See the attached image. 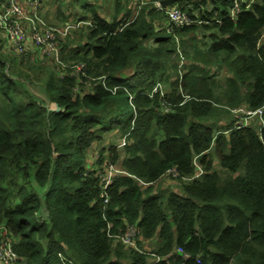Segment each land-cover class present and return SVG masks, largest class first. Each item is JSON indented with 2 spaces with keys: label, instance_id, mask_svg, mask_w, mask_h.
<instances>
[{
  "label": "trees",
  "instance_id": "obj_1",
  "mask_svg": "<svg viewBox=\"0 0 264 264\" xmlns=\"http://www.w3.org/2000/svg\"><path fill=\"white\" fill-rule=\"evenodd\" d=\"M233 1H178L208 23L177 29V37L202 30L212 42L182 52L191 64L173 78L167 70L176 68L178 49L172 35L160 34L155 8L131 20L132 6L122 13L124 1L116 0L105 18L85 0L89 11L66 20L86 30L61 45L68 67L47 66L45 99L59 111L7 72L0 55V227L21 264H264V128L233 130V121L216 130L212 122L228 108L264 106V47L257 48L264 0L235 22L217 23ZM134 4L137 10L140 1ZM80 63L85 75L76 77L69 66ZM220 63L231 73L225 86L210 71ZM161 81L168 89L153 94ZM107 137L89 165L93 145ZM109 163L125 173L113 176L105 203L96 174ZM172 168L181 188H156ZM109 223L114 235L136 226L143 240L158 234L161 242L150 255L115 245Z\"/></svg>",
  "mask_w": 264,
  "mask_h": 264
},
{
  "label": "built area",
  "instance_id": "obj_2",
  "mask_svg": "<svg viewBox=\"0 0 264 264\" xmlns=\"http://www.w3.org/2000/svg\"><path fill=\"white\" fill-rule=\"evenodd\" d=\"M140 4L135 11V15L131 16V20L138 16L141 8L145 6H152L155 11L165 16L166 24L165 30L168 35H172L174 42L177 45L179 55V69L181 70L184 64V56L180 50V38L176 36L175 31L177 29L191 27L193 25H203L208 23L207 17L202 18L197 15V19L193 18L187 10L182 9L177 5H172L167 8L163 7L160 1L153 0H139ZM261 0H234L232 6L228 9L224 19L216 20L217 23L222 24L225 20H231L233 22L238 20L241 13L252 10L254 4ZM47 3V0H0V32L9 42L12 51L16 55H22L30 50L31 62L35 63L39 61L36 59L39 54L40 58L46 59L50 63H53L63 68L68 67L61 59V47L62 41H65L75 30L79 28L81 23H74L71 20L65 21L59 25H51L41 16V10ZM191 5V4H190ZM192 8V7H190ZM206 11L208 13H214L213 6L210 4L207 6ZM153 44V41H151ZM264 47V32L258 40L257 48ZM72 75L79 77L84 76L86 71V65L83 63L70 65ZM166 91L165 85L159 82L153 88V94L160 92L163 94ZM165 109L169 108L165 106ZM236 110H242L246 115L244 123L234 124L233 130H238L244 127L256 128L260 131L264 128V106L259 109L252 110L248 105L243 104ZM233 112L234 109L228 108ZM257 118V121L253 122V119ZM227 133V132H226ZM125 145V140H122L119 147ZM111 163L104 166L103 171L98 172L96 177L99 176L102 180L101 197L105 198V203H108L109 198L106 195L107 188L113 180V176L118 173H125L117 167H113ZM202 171L199 169L198 175ZM197 175V176H198ZM165 177H172L174 179L181 178L176 168H172L167 171ZM112 224H108L107 232L110 237L114 239V242L123 245L126 249H133L137 252L144 253L142 243L144 240L140 235V232L136 226H127L124 233L113 234L110 232ZM176 253L180 254L184 260L190 259V255L183 251L181 248L176 249ZM60 257L64 259L61 255ZM160 259V258H159ZM64 261V260H63ZM155 261V260H154ZM153 261V262H154ZM153 262L151 264H153ZM0 264H21L20 257L15 252L13 242L8 230L4 227H0Z\"/></svg>",
  "mask_w": 264,
  "mask_h": 264
},
{
  "label": "rangeland",
  "instance_id": "obj_3",
  "mask_svg": "<svg viewBox=\"0 0 264 264\" xmlns=\"http://www.w3.org/2000/svg\"><path fill=\"white\" fill-rule=\"evenodd\" d=\"M70 1L73 2L72 7L68 3H66L65 1L63 3V1L60 0L59 5L61 6L63 4V6L61 9H59L57 11V9H58V7H56V5H57L56 3H58L57 0H47V3L43 6V8L41 10L42 18L44 20H46L51 25H59V24L65 22L66 20H68L70 17L73 19H77L76 16L75 17L73 16V12H77L79 14H82L86 10L89 11L86 7L83 6V3L85 2V0H70ZM89 1H91V0H89ZM123 1L124 2H123L122 7H123L124 11H122V13L128 11V10L126 11L127 7L130 8V6H132V8H133L134 7V1H136V0H123ZM93 2H95L92 4L94 6H91V7L98 10L99 12H101L102 13L101 15L104 16L105 18L110 17L115 13L116 0H93ZM182 4H183V2H178V3L176 2L174 5H177L183 9L184 7L180 6ZM134 15H135L134 11L132 10L131 16H134ZM161 18L162 19L157 20L156 24H157L158 30H162L160 34H163L165 37L167 34L165 27H164L166 24V20H165L164 15H161ZM80 30H82V29H78V30L74 31L66 40L72 41V39L79 40V39L83 38L85 36V34H83V35L77 34ZM82 31H86V30H82ZM2 36L3 35L0 32V55L5 57L4 59L7 62L8 66L10 67V68H7V72L10 73L11 70L13 69L12 71L15 74L19 73L21 75L19 78H21L24 81V83L26 85L25 87L28 90H30L32 93H34V95L39 100L43 99L46 101V99H45L46 95L44 92H45V83H46L47 78H48L47 66L54 68V67H56V65L49 63V65L45 66V65H43L42 62H38V61L35 63H32L30 60L32 50H30V51H28L22 55H16L12 51V49L9 48L6 39L3 38L4 36L3 37ZM178 36L179 37L177 40H179V38H180V47H181L180 50L184 54H187L189 51H192L193 47H205V49H206L209 46V44L212 42L211 41V32H203L202 30H200L198 32L191 33V34H184V35H178ZM65 41L61 42L60 47H61L62 43H64ZM146 45L150 46V48H151L152 47L151 41H150V43H147ZM171 58H172L171 65H176V68L169 67V69L167 70V76H171L174 78V76L176 74V70L178 69V71H179V68L177 66L179 58L176 56L175 53L171 56ZM36 59L47 62L46 59L40 58L39 54L37 55ZM188 62H191V58L190 57L188 58L186 56V62L181 67L183 73H184V70H186V72H187V69L189 68V66L191 64V63L188 64ZM55 69L57 70V67ZM210 71H213L217 74L218 80L221 82V84L219 83L221 86H225L226 85L225 78L229 75L231 76V73H230L228 67L223 63H220L219 65H216V66H212L210 68ZM173 78H171V80H173ZM161 82L165 85V89H168V87H169L168 82L167 81H161ZM21 84H23V83H21ZM88 85H89L88 83L83 84V86H85V88H88L89 87ZM21 87L23 88V90L26 91L24 85ZM76 93L80 94V93H84V91H81V88L78 86ZM46 108L51 112L53 110H56L55 104H49L48 102L46 104ZM212 120H213L212 122L215 124L214 128L217 126L216 125L217 122H219V128L223 129L224 127H228L233 121H234L233 125L234 124L236 125L238 123H244L246 120V115L244 114V112L242 110L234 109L233 112L229 111V113H226V114L221 113L218 116L217 120H214V119H212ZM255 121H257V118L253 119V122H255ZM244 124L248 125L247 123H244ZM110 138H111L110 141H114V143H116L117 138H114V136H111ZM106 141L107 142L109 141L108 137H107V140L105 139L102 142H98V143H95L93 145L91 153H88L89 158H88L87 163L89 165L92 164L93 158H95V160H97L96 157H98L99 150H101L103 147L109 146V143L107 144ZM115 167H117V166H115ZM214 167L217 170H222L219 164L214 166ZM156 188L163 189V190H174V191L176 190L177 191L181 187H180V182L178 179H174L172 177H166V178L161 179L156 184ZM174 191H168V192H174ZM160 242H161V240H160V236L158 234L153 239L144 240V242L141 244L142 248L144 250V253H140V252L139 253L145 254V255L152 254L151 251H153L155 249V247ZM114 244L117 245V243H115V242H114ZM63 260L64 259H62V261Z\"/></svg>",
  "mask_w": 264,
  "mask_h": 264
},
{
  "label": "water",
  "instance_id": "obj_4",
  "mask_svg": "<svg viewBox=\"0 0 264 264\" xmlns=\"http://www.w3.org/2000/svg\"><path fill=\"white\" fill-rule=\"evenodd\" d=\"M178 1H180V0H163V1H161V4L163 7L167 8L169 6L174 5ZM55 108H56V110H53V111H59V107L57 105H55Z\"/></svg>",
  "mask_w": 264,
  "mask_h": 264
},
{
  "label": "crops",
  "instance_id": "obj_5",
  "mask_svg": "<svg viewBox=\"0 0 264 264\" xmlns=\"http://www.w3.org/2000/svg\"><path fill=\"white\" fill-rule=\"evenodd\" d=\"M139 0H136V1H134V3H137ZM133 11H134V14H135V11H136V9H135V4H134V7H133ZM3 37V36H2ZM3 38H5V37H3ZM7 41V40H6ZM8 46L10 47V44L8 43ZM38 62H42L43 64H45L46 66L47 65H49V61H47V62H44V61H42V60H39ZM51 64H53V63H51Z\"/></svg>",
  "mask_w": 264,
  "mask_h": 264
},
{
  "label": "clouds",
  "instance_id": "obj_6",
  "mask_svg": "<svg viewBox=\"0 0 264 264\" xmlns=\"http://www.w3.org/2000/svg\"><path fill=\"white\" fill-rule=\"evenodd\" d=\"M76 31V30H75Z\"/></svg>",
  "mask_w": 264,
  "mask_h": 264
}]
</instances>
